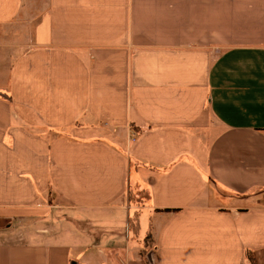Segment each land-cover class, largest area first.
<instances>
[{
    "label": "crops",
    "instance_id": "0c3cea01",
    "mask_svg": "<svg viewBox=\"0 0 264 264\" xmlns=\"http://www.w3.org/2000/svg\"><path fill=\"white\" fill-rule=\"evenodd\" d=\"M0 264H264V0H0Z\"/></svg>",
    "mask_w": 264,
    "mask_h": 264
},
{
    "label": "water",
    "instance_id": "95a60500",
    "mask_svg": "<svg viewBox=\"0 0 264 264\" xmlns=\"http://www.w3.org/2000/svg\"><path fill=\"white\" fill-rule=\"evenodd\" d=\"M150 259H151V257H150Z\"/></svg>",
    "mask_w": 264,
    "mask_h": 264
}]
</instances>
